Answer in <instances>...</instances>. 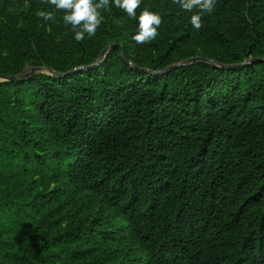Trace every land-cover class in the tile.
<instances>
[{"label": "trees", "instance_id": "obj_1", "mask_svg": "<svg viewBox=\"0 0 264 264\" xmlns=\"http://www.w3.org/2000/svg\"><path fill=\"white\" fill-rule=\"evenodd\" d=\"M110 6L126 22L77 41L50 3L0 0V76L65 74L0 82V264H264V62L167 69L264 59V0H216L199 30L141 0L145 44Z\"/></svg>", "mask_w": 264, "mask_h": 264}, {"label": "clouds", "instance_id": "obj_2", "mask_svg": "<svg viewBox=\"0 0 264 264\" xmlns=\"http://www.w3.org/2000/svg\"><path fill=\"white\" fill-rule=\"evenodd\" d=\"M55 6V9L64 12L63 21L66 25H71L75 33V39L82 41L87 34L93 37L100 26L103 15L102 11L110 7V0H44ZM114 5L122 9L130 18L138 19V29L132 39L137 44L150 43L159 35L158 28L162 24V15L145 7L137 16V9L141 0H112ZM174 3L186 11L197 12L191 16L192 26L199 30L203 25L202 17L205 13L214 10L216 0H174ZM37 16L43 20H54L51 11L40 10Z\"/></svg>", "mask_w": 264, "mask_h": 264}, {"label": "water", "instance_id": "obj_3", "mask_svg": "<svg viewBox=\"0 0 264 264\" xmlns=\"http://www.w3.org/2000/svg\"><path fill=\"white\" fill-rule=\"evenodd\" d=\"M116 45L117 44L113 43V44H110L109 47H114ZM107 51H108V46L104 47L101 50V52L99 54V57H98V59H97V61L95 63H93L91 65H88V66H85V67H79V68L88 69V68H92V67L96 66L105 57ZM121 54H122V57L124 58L125 62L128 63V60L125 58V55H124L122 49H121ZM197 61L211 63L214 66L221 67V68L231 69V68H234V67H242V66L246 65L248 62H252V61H254V62H264V59L263 58H253L250 61L242 62V63L236 64V65H223V64L216 63L213 60H210V59L205 58V57L194 56V57H191L189 59H186V60H183L181 62H178L176 64H173L172 66L168 67L167 69H171V68L178 67V66H183V65H186V64H189V63H193V62H197ZM41 71H47L49 73V75L57 76V77H61V76L65 75L63 73H57V72L53 71L52 69H50L48 67H35V68H31L29 70V72H27L26 74H24L22 76H19V75L0 76V82H13V81L22 80V79H24V78H26L28 76H31V75H33L35 73H43ZM157 73H161V72H157Z\"/></svg>", "mask_w": 264, "mask_h": 264}, {"label": "rangeland", "instance_id": "obj_4", "mask_svg": "<svg viewBox=\"0 0 264 264\" xmlns=\"http://www.w3.org/2000/svg\"><path fill=\"white\" fill-rule=\"evenodd\" d=\"M102 15H103V18L106 19L108 26L111 27V28L119 27V26L123 25L126 22V18H119V17L116 16V14L114 13V11H113L111 6L108 9L103 10L102 11ZM113 43L114 42L108 41V39H107L104 47L108 46V50H109L111 48V47H109V45L113 44ZM35 67H38V66L31 65L29 62H26L25 66L22 69V71L19 73V76H22V75L26 74L27 72H29V70L31 68H35ZM39 67H44V65H40ZM41 72L49 74L47 71H41ZM129 264H139V263L138 262H135V263L130 262Z\"/></svg>", "mask_w": 264, "mask_h": 264}]
</instances>
